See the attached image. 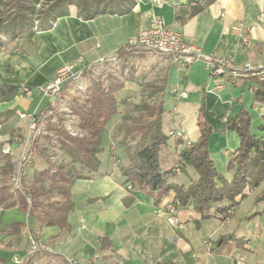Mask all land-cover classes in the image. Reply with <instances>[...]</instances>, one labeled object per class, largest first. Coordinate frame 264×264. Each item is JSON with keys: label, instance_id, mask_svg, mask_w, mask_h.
I'll return each instance as SVG.
<instances>
[{"label": "crops", "instance_id": "0c3cea01", "mask_svg": "<svg viewBox=\"0 0 264 264\" xmlns=\"http://www.w3.org/2000/svg\"><path fill=\"white\" fill-rule=\"evenodd\" d=\"M69 12L58 17L50 28L36 31L32 38L3 41L0 84L21 87L15 96L0 100V141L11 138V143H4L1 155H7L13 165L27 149L21 138L28 134V115L39 114L56 101L55 97L35 92L28 97L22 87L34 91L68 62L82 60L95 70L106 62L126 63V56L132 53L125 48L117 55L118 49L126 46L154 18L177 28L183 41L198 46L202 54L231 57L235 69L264 64V0H135L126 14L103 13L89 20L77 17L74 7ZM243 35L248 37L247 43L241 42ZM140 50L145 49L132 51ZM170 63L168 74L172 72L175 80L171 83L168 75L166 84L177 93L186 92L187 96L177 99L176 92L170 96L166 94L169 87L165 89L162 128L167 135L169 131L182 132L186 139L169 136L160 149L159 164L162 169L174 167L184 144L197 139V109L203 98L205 119L212 129L208 150L216 167L224 171L231 151L237 146L236 135L225 128V117L241 107L249 112V103L258 112L259 105L252 94L253 81L249 73H241V79L235 82L230 76L210 79L203 60L195 61L185 71ZM218 84L222 85L220 90L215 89ZM19 112L26 116L20 117ZM116 124L115 117L108 123L96 171L70 163L69 158L56 150L59 156L68 159L67 167L74 166L84 175L75 179L70 188L73 209L67 215L69 229L45 226L16 206L0 210V258L6 264H14L13 256L21 258L29 252L30 231L49 249L29 254L26 264H64L66 257L94 258L98 264H264L258 248L252 245L255 236L243 233L237 224L234 226L236 212L244 199L226 221L210 218L197 223L199 214L191 205H180L175 214L176 223L172 225L163 209L174 199L173 192L155 205L151 197L124 184L119 164L126 157L123 146L114 138ZM32 144L35 153L32 164L25 167L27 176L34 169L53 163L48 159L51 147L43 138H35ZM37 146L47 147L44 155L38 154ZM2 158L0 161L5 162ZM3 164H0V185L6 178L1 172ZM196 177L194 169L185 165L169 182L186 187ZM253 211L250 209L247 214ZM14 222L25 225L19 231H11Z\"/></svg>", "mask_w": 264, "mask_h": 264}, {"label": "trees", "instance_id": "16d2710c", "mask_svg": "<svg viewBox=\"0 0 264 264\" xmlns=\"http://www.w3.org/2000/svg\"><path fill=\"white\" fill-rule=\"evenodd\" d=\"M134 3L135 0H0V50L5 38L10 41L24 36L32 38L36 31L48 29L58 17L68 15L70 7L75 8L77 17L89 20L103 13L126 14ZM125 48H119L117 55ZM83 76L87 81L83 96H69L68 102L71 113L78 118L77 126L84 131L83 136H71L63 118L56 114V120L54 116L45 118L52 109L50 105L37 114V118L38 121L44 119L45 130L51 134L40 136L47 145L57 147L70 163L96 171L100 165L98 154L102 150L103 135L110 120L119 114L117 92L123 86L112 74L100 78L94 68H85ZM248 77L254 84L252 94L259 105L260 120L252 127V114L243 107L225 117V128L236 135L237 146L231 151L224 171L218 170L208 150L212 129L205 119L201 98L197 109L199 135L195 141L184 144L175 163L180 171L182 166L190 165L197 177L186 187L169 182L177 172L175 165L162 169L159 164L160 149L169 139L162 128L166 111L162 91L155 100L137 104L136 114H121L120 123L116 124L114 138L123 146L126 157L125 162L119 164L124 184L151 197L155 205L173 192L178 206L190 204L199 214L197 223L210 218L231 219L241 200L264 181V81L249 74ZM20 90L17 85L0 84V100L9 99ZM10 140L0 141V155L4 143L9 144ZM46 148L37 146L43 155ZM1 156L5 160L1 172L6 178L0 185V210L16 206L45 226L69 229L67 215L73 209L70 188L75 179L84 175L74 166L49 163L44 168L34 169L30 176L22 170L20 187L14 189L10 181L14 165L7 155ZM255 200L264 201V187ZM130 201L131 198L128 203ZM24 225V222H14L10 230L19 231ZM0 264H6L5 260L0 258Z\"/></svg>", "mask_w": 264, "mask_h": 264}, {"label": "built area", "instance_id": "2783aa9c", "mask_svg": "<svg viewBox=\"0 0 264 264\" xmlns=\"http://www.w3.org/2000/svg\"><path fill=\"white\" fill-rule=\"evenodd\" d=\"M3 38V37H2ZM248 37L246 35L241 36V42L247 43ZM127 46L133 48H141L158 54H163L168 56L173 63L176 64L179 71H185L188 66L193 64L195 61L203 60L206 68L208 70L209 78L215 77H225L235 79L240 76L241 73H249L255 76L259 81H264V64H259L256 67L246 65L242 70L233 68V59L229 56H214L202 54L200 48L192 43H186L183 41L180 31L172 26H169L163 22L160 18H154L152 22L137 34L136 37L130 38ZM102 64L99 66L101 68ZM87 68H92L89 64H83L82 60L76 62H68L57 68L53 78L45 82L43 85L37 88V92L41 96L57 97L61 96L63 88L67 83L77 84L75 90L85 91L87 87V81L83 76V70ZM230 76V77H229ZM232 80V81H233ZM70 83V84H71ZM222 85L218 84L215 89L220 90ZM22 92L28 96L32 97L33 91L29 87H22ZM177 99L185 98L187 96L186 92H179L173 90ZM56 104L53 103L50 106L53 107ZM68 107V106H66ZM68 109V108H65ZM51 111V110H50ZM50 111L48 114H50ZM20 117H25L26 113L19 112ZM29 125L28 134L29 139L34 140L41 135H49L45 130L44 119L41 118L38 121L37 114H29ZM65 129L71 136H83L84 131L77 126V121H65ZM169 136H176L182 139H186V136L182 132L169 131ZM18 138V137H17ZM52 142H55L52 140ZM32 143V142H31ZM52 161H56L58 157H51ZM30 162L29 154L26 150L18 157L17 161L14 163V170L12 172L10 181L14 189H19L20 187V175L24 166ZM175 171L180 172L179 165H175ZM27 202L29 200L27 199ZM178 203L175 199L168 202L164 206V213L166 215L167 221L174 225L176 223L175 214L177 212ZM29 244V252L19 258L18 256H13L12 261L14 264H26L28 260V255L35 252H45L49 249L47 244L43 242L33 233H29L27 236ZM208 249H210L211 244L208 243ZM64 264H98L97 260L94 258L89 259H78L76 257H66Z\"/></svg>", "mask_w": 264, "mask_h": 264}, {"label": "rangeland", "instance_id": "374dc122", "mask_svg": "<svg viewBox=\"0 0 264 264\" xmlns=\"http://www.w3.org/2000/svg\"><path fill=\"white\" fill-rule=\"evenodd\" d=\"M125 47L126 49L130 50L128 52L132 53L126 56V58L128 59L126 63H124L121 60L120 61L118 60L117 63H113L112 65H110L108 64V62H106L105 64L103 63L104 66H101V68L96 69V74L100 76V78L105 79L108 73L112 74L114 75V78H116V80H118V82L123 86L122 89L119 92H117V97L120 101L119 114L115 116L117 124L120 123L121 114L123 113L136 114L134 108L137 104L143 101L155 100L156 98L161 96L162 91L164 93L163 96L165 97V89H167V87H169L170 92H166V94L171 96L173 92L172 90L173 87H170V85L166 84L168 75L170 77L171 83L175 80V76H173L172 72L168 74L171 61L170 59L165 57L166 55L165 56L163 54L156 55L155 52H151L148 50L147 51L140 50L136 52V51H132L133 49H135L133 47L130 46L128 47L127 45ZM70 83H67V86L65 88L67 92H64L65 90H63V92L61 93L63 95L59 97L58 96L55 97L56 101L54 103L56 105L52 107L51 111L49 109L50 114L48 113L45 114L44 116L45 118L47 116L48 117L54 116L53 119L56 120L57 118L55 116L56 114L57 116L63 118L64 122L65 121L75 122L78 120L76 115L71 113V110L68 106V102L70 100L69 96H73V95L83 96L82 94L84 93V91L75 90L77 84L74 83L70 84ZM33 92L38 93L37 88H35ZM65 94H68V96H66ZM44 97H49V96H44ZM249 99L250 98H248V103H249ZM248 109L253 117L252 120V127H253L260 120L259 118L260 113L254 110L255 108L251 107L250 103L248 104ZM31 142H33V140L29 139V137L21 138L22 145H27L26 152L27 154H29L30 157V162L24 166L23 171L25 170V167L30 166L33 162L35 149H33L34 145ZM56 150L59 149L57 147L48 148L49 160H52L51 157H55V158L58 157V159H56L55 162L53 161V163L51 164L53 165L62 164L64 166H68V159L63 156H59L58 155L59 153L57 154ZM38 154L40 153L38 152ZM3 162L4 161L1 160L0 164H3ZM218 170L223 171V169H218ZM1 182H2V178L0 177V183ZM263 187H264V181L259 188L255 189L256 191L253 190L255 192L252 193L248 198L245 197L243 198L244 200L242 199L243 202L240 208L239 209L237 208L238 211L236 212L234 218V226H236L237 224L239 226V229L243 231V233L248 234V236H255L256 240L255 239L253 240L252 245L258 248V251L260 252L259 256L262 259L261 261H264V201H256L255 199ZM250 209H254V211L251 214L250 213L247 214V211H249ZM239 220H241V224ZM251 232H255V233H251ZM28 250H29V244H28Z\"/></svg>", "mask_w": 264, "mask_h": 264}, {"label": "water", "instance_id": "95a60500", "mask_svg": "<svg viewBox=\"0 0 264 264\" xmlns=\"http://www.w3.org/2000/svg\"><path fill=\"white\" fill-rule=\"evenodd\" d=\"M221 241L218 242V245L220 244Z\"/></svg>", "mask_w": 264, "mask_h": 264}]
</instances>
